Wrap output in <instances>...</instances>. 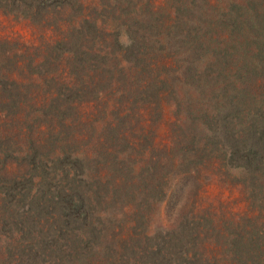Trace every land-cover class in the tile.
<instances>
[{"label": "trees", "instance_id": "obj_1", "mask_svg": "<svg viewBox=\"0 0 264 264\" xmlns=\"http://www.w3.org/2000/svg\"><path fill=\"white\" fill-rule=\"evenodd\" d=\"M71 4L75 32L20 54L0 41V159L17 165L0 182L33 185L9 201L7 259L264 264V0ZM214 174L242 184L245 211L221 217L200 183Z\"/></svg>", "mask_w": 264, "mask_h": 264}, {"label": "rangeland", "instance_id": "obj_2", "mask_svg": "<svg viewBox=\"0 0 264 264\" xmlns=\"http://www.w3.org/2000/svg\"><path fill=\"white\" fill-rule=\"evenodd\" d=\"M86 1L87 0H0V41L6 42V47L4 49H7L11 54H20L22 52L24 53L28 45L37 44L39 42V36L43 34L46 37H51L52 39L54 37L55 40H59L61 31L75 32V28H80L79 24L84 21V15H74L71 10L75 7L72 6L71 2L82 5ZM96 8H98L96 11H101V5ZM86 16L91 17V14H87ZM77 20L81 21L77 22ZM48 24H50V26L46 28ZM25 74L28 75L27 73ZM176 93L179 98L177 101L168 97V91L162 96L166 97V99H161L163 114L161 117L159 135L156 140L161 144L167 142L166 138L168 136V131L171 129L169 126L170 122H177V118L174 116L173 111L177 108V102L181 100L183 92L177 90ZM184 116V114H181L180 118L186 123ZM185 125L187 127V123ZM199 126L203 128L202 124H199ZM200 145L199 142V146ZM7 150L13 151L4 145H0V158L3 157V153H6ZM159 155L162 157L169 155L172 158L174 153L164 151ZM6 166L7 169L5 168ZM209 166H213L217 171L219 166L223 167L222 169L234 167L232 162L226 163L225 160L222 161L220 159L213 164L210 162ZM16 167V162H3V159H0V178L7 181L5 179V176L8 174L7 171H14ZM231 171L232 170L227 172L230 173ZM20 177L22 176H19L14 183L10 182L12 184L3 185V183L0 182V263L6 260L7 264H14L10 262L9 257L7 259L6 254L9 244V230L5 227L6 221L8 220V215L11 216V218L14 216L8 211V209H12L9 201L15 202L16 200H11V198H17L24 190L33 187L28 181L25 182V178ZM19 181H21V183H17ZM43 182L47 181L44 180ZM200 183L203 185L206 194L212 197L211 199L218 213L221 214V217L231 212H238L239 214L245 211L247 202L244 201L245 190L242 184L231 180L230 177L222 180L218 174H214L213 178L210 180L201 178ZM48 184L52 190L56 189V183L53 180ZM36 188L37 186L33 190V193L36 192ZM262 195L264 197L263 192ZM158 225L161 227L164 225L167 226V217L163 206L158 214ZM15 238H17V236L14 233L12 241L15 240Z\"/></svg>", "mask_w": 264, "mask_h": 264}]
</instances>
